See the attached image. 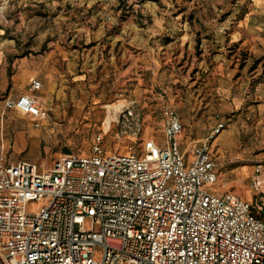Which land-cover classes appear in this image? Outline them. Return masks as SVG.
Here are the masks:
<instances>
[{"label":"rangeland","instance_id":"obj_1","mask_svg":"<svg viewBox=\"0 0 264 264\" xmlns=\"http://www.w3.org/2000/svg\"><path fill=\"white\" fill-rule=\"evenodd\" d=\"M20 68L43 82L35 94L49 120L36 127L5 107L0 90L9 160L50 168L64 153L88 154L131 101L165 145L161 109L171 104L186 150L224 124L213 141V189L253 197L255 170L264 169V0H0V87ZM30 78L18 81L23 93ZM117 129L114 121L106 144L124 151Z\"/></svg>","mask_w":264,"mask_h":264},{"label":"built area","instance_id":"obj_2","mask_svg":"<svg viewBox=\"0 0 264 264\" xmlns=\"http://www.w3.org/2000/svg\"><path fill=\"white\" fill-rule=\"evenodd\" d=\"M43 87L32 78L29 91L5 107L40 127L49 120L35 94ZM161 113L165 145L131 101L88 154L64 153L41 168L0 152V264H264L263 166L251 199L213 189V141L224 124L184 150L179 111L165 104ZM114 121L124 151L106 144Z\"/></svg>","mask_w":264,"mask_h":264},{"label":"crops","instance_id":"obj_3","mask_svg":"<svg viewBox=\"0 0 264 264\" xmlns=\"http://www.w3.org/2000/svg\"><path fill=\"white\" fill-rule=\"evenodd\" d=\"M36 72H34L32 69L30 68H20V70L18 71H14L12 73V75L10 76V78L7 77L6 79V85H5V88L3 87H0V90L1 92L2 91H7L8 89V95H7V98L4 100L6 102L7 99L9 98H12V97H15L17 98L21 93H23L24 91V87H23V84L22 83H18V81L23 78L25 79L26 81L32 76L34 75ZM34 78V76H32L30 78V80ZM31 119V118H30ZM32 121V120H31ZM112 121V120H111ZM110 121V122H111ZM48 122L47 121H44V123ZM159 138V137H158ZM161 139H163V137H161ZM203 140V139H202ZM180 141H181V144H182V148L184 150L185 147L183 146L184 144V138H183V134L181 135L180 137ZM195 141H200V140H195ZM185 145V144H184Z\"/></svg>","mask_w":264,"mask_h":264},{"label":"bare ground","instance_id":"obj_4","mask_svg":"<svg viewBox=\"0 0 264 264\" xmlns=\"http://www.w3.org/2000/svg\"><path fill=\"white\" fill-rule=\"evenodd\" d=\"M111 116H112V115H111ZM109 119H110V117H109ZM104 126H105V128H106V124H105V122H104ZM107 128H108V127H107ZM107 128H106V129H107Z\"/></svg>","mask_w":264,"mask_h":264},{"label":"trees","instance_id":"obj_5","mask_svg":"<svg viewBox=\"0 0 264 264\" xmlns=\"http://www.w3.org/2000/svg\"><path fill=\"white\" fill-rule=\"evenodd\" d=\"M139 1H142V2H143V1H145V0H139ZM11 75H12V74H11ZM11 75H10V76H11Z\"/></svg>","mask_w":264,"mask_h":264}]
</instances>
